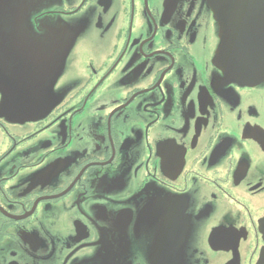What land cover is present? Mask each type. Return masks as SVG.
<instances>
[{
    "label": "flooded vegetation",
    "instance_id": "obj_1",
    "mask_svg": "<svg viewBox=\"0 0 264 264\" xmlns=\"http://www.w3.org/2000/svg\"><path fill=\"white\" fill-rule=\"evenodd\" d=\"M220 42L214 0H0V264H264V79Z\"/></svg>",
    "mask_w": 264,
    "mask_h": 264
},
{
    "label": "water",
    "instance_id": "obj_2",
    "mask_svg": "<svg viewBox=\"0 0 264 264\" xmlns=\"http://www.w3.org/2000/svg\"><path fill=\"white\" fill-rule=\"evenodd\" d=\"M214 10L221 36L216 60L227 76L247 83L264 79V0H214Z\"/></svg>",
    "mask_w": 264,
    "mask_h": 264
}]
</instances>
